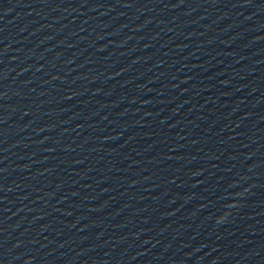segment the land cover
Here are the masks:
<instances>
[{
  "label": "water",
  "instance_id": "1",
  "mask_svg": "<svg viewBox=\"0 0 264 264\" xmlns=\"http://www.w3.org/2000/svg\"><path fill=\"white\" fill-rule=\"evenodd\" d=\"M264 146V0H0V264H159Z\"/></svg>",
  "mask_w": 264,
  "mask_h": 264
},
{
  "label": "clouds",
  "instance_id": "2",
  "mask_svg": "<svg viewBox=\"0 0 264 264\" xmlns=\"http://www.w3.org/2000/svg\"><path fill=\"white\" fill-rule=\"evenodd\" d=\"M218 222H220V221H218Z\"/></svg>",
  "mask_w": 264,
  "mask_h": 264
}]
</instances>
